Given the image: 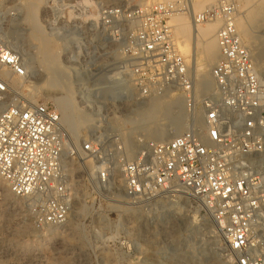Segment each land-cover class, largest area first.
I'll use <instances>...</instances> for the list:
<instances>
[{"label": "built area", "instance_id": "1", "mask_svg": "<svg viewBox=\"0 0 264 264\" xmlns=\"http://www.w3.org/2000/svg\"><path fill=\"white\" fill-rule=\"evenodd\" d=\"M175 9L165 2L44 0L39 17L59 42L71 41L60 56L75 78L120 82L123 75L133 97L173 90L185 101L180 133L166 140L135 138L133 154L121 158L124 196L151 202L165 192L187 194L214 221L230 264H264V68L237 33L235 0H217L200 16L219 19L220 26L212 85L198 94L168 22ZM15 15L9 0H0V179L26 201L34 228L42 231L69 219L73 197L64 159L70 147L83 159L101 158L105 142L98 116L89 137L75 145L55 105L31 102L15 88L28 78L20 52L3 34ZM86 83H77L78 91L87 90ZM78 100L87 102L81 95ZM115 146L125 149L121 141ZM111 169L96 171L98 185L109 184Z\"/></svg>", "mask_w": 264, "mask_h": 264}, {"label": "rangeland", "instance_id": "2", "mask_svg": "<svg viewBox=\"0 0 264 264\" xmlns=\"http://www.w3.org/2000/svg\"><path fill=\"white\" fill-rule=\"evenodd\" d=\"M22 1L24 0H9L13 8L21 6ZM43 1L39 5L37 20L44 32L48 33L39 19ZM107 1L124 2V0ZM182 1V5L178 8L179 12L187 10L186 1ZM155 2L153 0H127V5L140 3L151 5ZM197 2V0H191L193 5ZM251 3L244 5L235 0L236 19L240 17L253 37L249 40L243 38L242 42L251 50L255 64L264 68V37L256 36L258 29L263 27L264 31V23L259 25L258 20L247 24L244 22ZM213 4L203 8L199 7L195 19L197 14L211 8ZM251 7L253 6H250V9ZM215 20L198 17L197 22L215 23V35L220 26L219 19ZM21 23L19 25L25 28L22 31L27 34L26 25ZM169 24L176 44L178 39L173 25ZM27 42L29 44L25 43L23 47L35 57V49L30 41ZM193 48L198 54L196 55L198 65L197 73L195 72L196 79H194V68L190 63L191 47L188 48L187 55L185 53L183 55L182 50L180 51L177 47L189 67L193 82L197 81L194 84L196 85L194 86L195 91L197 92L199 88L198 94L203 95L210 90L212 85L210 70L214 65L211 62L213 57L203 53L198 44H194ZM60 49L61 46L58 56ZM33 65L36 73L44 77V72L40 70L36 59ZM21 81V83L16 82L15 88L27 100L46 102L56 106L52 94L57 90L45 87L44 81L39 83L33 76H28ZM108 82L115 88L112 82ZM119 86L121 87L122 84ZM87 90L91 92L89 93L90 101L79 104L78 97L74 94L75 103L78 109L89 115L92 123L98 124L95 118L97 116L100 118L99 129L102 135L100 139L105 142V152H101V158L83 159L76 154L74 147H70L73 152H68L64 161L65 165L69 162L73 167L71 170L66 165L71 180L75 208L68 222L53 227L54 230H36L33 226L31 209L26 201L15 196L8 189L9 194L5 196L0 190V264H230L220 231L189 195L181 192H165L151 202H140L124 196L122 180L111 183L110 187H102L94 179L96 171L100 167L107 166L114 169L117 178H121L119 164L123 156L116 155L113 150L121 139L130 144V155H132L135 138L166 140L180 132L186 117L182 96L171 90L157 98L166 105L168 113L164 115L158 112L157 119L147 130L135 128L136 130L133 131L130 130L129 122L122 121V115L133 116L135 112L142 110L144 105L150 102V98L135 96L136 103L123 104L122 98H98L93 96L92 87L88 86ZM90 110L96 111V114L91 116L87 113ZM90 130L85 126L79 127L75 141L72 142L75 145L79 141L82 142L89 137ZM104 131H110L111 134L103 136ZM119 133L121 136L118 135ZM1 185L7 188L2 181Z\"/></svg>", "mask_w": 264, "mask_h": 264}, {"label": "bare ground", "instance_id": "3", "mask_svg": "<svg viewBox=\"0 0 264 264\" xmlns=\"http://www.w3.org/2000/svg\"><path fill=\"white\" fill-rule=\"evenodd\" d=\"M153 1L156 2L152 4L163 3L161 0H153ZM165 1H167L165 3H173L177 5V9H175V11L177 12L174 11L175 13H173L168 18V22L171 23V25H173L172 26L173 30L178 39V41L176 42L177 44L176 47H178L180 51L182 50L183 55L184 53L185 55H187V51L191 47L190 63H191V67L194 68V79H196L195 75L197 74H195V72L197 73V68H198L196 55L198 54L193 48V45L198 44V47L202 48L203 53L213 57V60L211 61L212 64H215L219 56V52L217 50L216 37H214L215 36L214 30L216 28V24L198 23L197 22L198 16L200 17L203 12L201 14H197L196 16L197 20H196L195 19L196 11L199 7L203 8L208 6L209 4L215 3L216 0H197L198 2L196 5L195 4L193 5L191 3V0H185L187 4V10L183 12L178 11V8H180V5H182L183 3L182 0H165ZM22 2L23 3L21 4V6H17L13 8L14 10H16L17 15H15V17H12L8 20V22H11L9 23L10 25L8 24V22L7 24H5V26L3 27V34L8 38L10 43L20 52L27 70V77L33 76V78H36L37 82L39 83L40 82L42 83V81H44L45 87H50L57 90L56 92H54V94H52V98L56 104V107L60 111L61 123L67 132V137L72 139V141L73 140L75 141V137L79 127L85 126L89 130L92 128L88 133L94 130V124L91 121L92 119L89 117L88 114L83 113L80 109H78L75 103V96L78 97L81 95L82 97L86 98V101L89 100V93H91L90 91L82 89L83 91L80 92L77 89L78 86L77 83H81L82 86H84V84L87 81L88 75L87 76L78 75V78H75L74 74L73 73L70 74L68 70L69 67L67 65V59L63 56H60V53L58 56L60 46H61L60 49L61 52L71 49L72 44L71 41L65 43L59 42L58 39L55 38L53 35H51L49 30L43 26L48 33L44 32L39 21L37 20V12L39 9V5L42 3V0H24ZM250 2L252 3L249 5L248 15L244 19V22L247 24L252 21L258 20L259 25H263L264 0H238L239 4L243 3L244 5H248ZM239 4L237 5L238 7ZM250 6H253L254 8L251 7L250 9ZM21 22H23L26 25V29L28 32L27 34L22 31L25 28L19 25L22 24ZM235 25L240 39L244 38L249 40L250 38L251 39L253 38L252 35L249 33L248 29L246 28L245 24L243 23V21L240 19V17H237V19H235ZM257 31H258V34L256 35L257 37H264L263 27L258 29ZM27 41L31 42L32 47L36 51L35 54L37 57L36 56L34 57L33 53L32 55L28 53L26 48L23 47L25 43H28ZM189 45L191 46L189 47ZM59 57L61 58L60 60L62 62L59 60ZM35 59L39 63L40 70L44 72V77H41L40 74L36 73L37 71L33 65ZM70 77L72 81L70 80ZM108 81L112 82L115 85V88ZM191 81L192 84H195V82H197L196 80H194L193 82L192 78ZM119 84H122V86L120 87ZM86 85L87 87L88 86L92 87V93L94 97L95 96H97L98 98L114 97V99L116 98L119 99L121 98L120 96L121 92L125 91L127 96L122 97L123 104L136 103L131 93L132 86L130 84L129 79L126 76L122 75L120 78V82L112 80L111 78L97 76V78H93V80H90L88 83H86ZM194 86L196 87V85ZM199 91L200 90L198 88L197 92ZM157 98H160V95L151 97L150 102H148V104H145L142 110L135 112L133 116L132 115L127 116V114H123L122 121L129 122L130 130L134 131L136 130L135 128H140L143 129L144 131L147 130L148 127H150L151 124H153L154 121L157 119L156 115L158 112H162L164 115L167 112L165 107L166 105L163 104V101L157 100ZM87 113L93 116L96 114V111L90 110V112ZM121 143L125 145V149H123V151H119L117 148H114V153L116 155L120 154V156H123V158H129L130 150H131L130 144L123 142L122 139H121ZM115 159L117 160V156H115ZM116 162L117 161H115V163ZM66 165H68L70 169L73 170V167L70 165L69 162ZM116 176L117 175L115 174V171L112 168L109 177L110 182L107 185L108 187L111 186V183L114 184V182L116 181L118 182L119 180L121 181V178H117ZM1 181L2 180L0 179V190L2 191V194L5 196L9 193L7 191V188L1 185ZM170 191H175V189H170ZM73 204H75L74 200H72L71 212L75 208ZM210 219L213 222L214 226H216L212 218ZM66 222H68V220ZM50 229L54 230L53 227H51Z\"/></svg>", "mask_w": 264, "mask_h": 264}]
</instances>
